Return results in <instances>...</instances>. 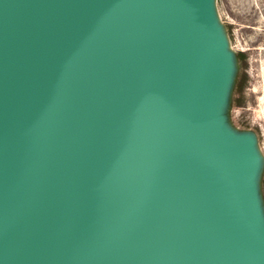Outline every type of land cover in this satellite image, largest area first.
<instances>
[{
    "label": "water",
    "instance_id": "obj_1",
    "mask_svg": "<svg viewBox=\"0 0 264 264\" xmlns=\"http://www.w3.org/2000/svg\"><path fill=\"white\" fill-rule=\"evenodd\" d=\"M230 70L214 0H0V264H264Z\"/></svg>",
    "mask_w": 264,
    "mask_h": 264
},
{
    "label": "rangeland",
    "instance_id": "obj_2",
    "mask_svg": "<svg viewBox=\"0 0 264 264\" xmlns=\"http://www.w3.org/2000/svg\"><path fill=\"white\" fill-rule=\"evenodd\" d=\"M214 4L231 55L220 112L230 131L254 141L258 156L255 187L264 220V0H214ZM239 76L243 89L235 92Z\"/></svg>",
    "mask_w": 264,
    "mask_h": 264
},
{
    "label": "trees",
    "instance_id": "obj_3",
    "mask_svg": "<svg viewBox=\"0 0 264 264\" xmlns=\"http://www.w3.org/2000/svg\"><path fill=\"white\" fill-rule=\"evenodd\" d=\"M237 56L238 57H241L242 56V53L239 52L237 53ZM234 88H235V92H241L242 89H243V78L241 76H239L234 84ZM234 101H237L235 98H234ZM263 182V188H264V178L262 180Z\"/></svg>",
    "mask_w": 264,
    "mask_h": 264
},
{
    "label": "bare ground",
    "instance_id": "obj_4",
    "mask_svg": "<svg viewBox=\"0 0 264 264\" xmlns=\"http://www.w3.org/2000/svg\"><path fill=\"white\" fill-rule=\"evenodd\" d=\"M217 20H218V18H217Z\"/></svg>",
    "mask_w": 264,
    "mask_h": 264
}]
</instances>
